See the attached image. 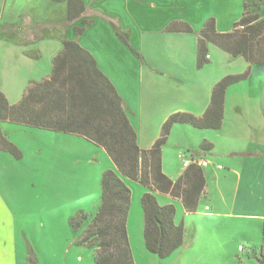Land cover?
<instances>
[{
	"label": "crops",
	"instance_id": "0c3cea01",
	"mask_svg": "<svg viewBox=\"0 0 264 264\" xmlns=\"http://www.w3.org/2000/svg\"><path fill=\"white\" fill-rule=\"evenodd\" d=\"M232 1L234 6L229 10L227 18H222L218 13L219 0H84L87 14L83 20L90 23L88 26L80 20L76 24L68 25L63 37L50 38L44 35L42 39L31 43L0 40V91L6 95L11 104L19 102L31 81H41L50 77L53 58L63 49V41L76 40L95 57L100 70L115 85L123 98L124 109L136 130L140 147L149 149L161 136L162 128L157 139L152 140L149 145L142 143L139 125L146 116L148 117L145 109L147 89H144V85L147 84L148 90H159L162 87L159 79L166 80L174 74L166 69H158L155 65L149 69L145 68L144 62L151 60L144 50V40H152L151 43L165 40L174 51L178 52V55L183 51L190 61L195 59L197 63L198 37L205 22L214 17L219 32H230L234 29L235 23L241 19L245 3L254 0ZM48 2L56 10L58 7L62 10V17L55 19L51 15H43L35 19L36 17L30 13L32 19L45 24L64 23L67 2L54 0ZM22 15L19 22L22 21ZM175 22L181 27L188 24L194 31L191 33L168 31L167 27ZM75 25L85 28L84 32L77 35L74 31ZM124 39L134 46L142 59H139L124 43ZM208 56L209 62L212 63L199 69L208 70L209 75H212L211 79L205 82L204 89L201 88L204 96L203 92H200L201 100L193 95L187 98L191 104L198 102L193 107L167 104L162 113L161 125L163 127L166 120L176 112L203 116L210 105L216 83L226 75L241 74L250 68V75L246 80L231 85L226 91L224 120L220 129L197 128L183 123H176L172 128L173 130L177 125H189L199 130L224 131L231 134L236 143L231 147L230 152L220 156L226 161V167L220 169L218 166H222V163L217 160V162L209 161L208 167L203 168L206 187L196 212H188L180 199L161 193L165 199L162 204H174L176 207L175 222L184 224V243L170 257L164 259L149 252L145 246L142 256L146 255L148 264H260L259 256L264 249V65H250L243 57H234L211 43ZM197 89L199 90L200 87ZM133 115L137 116L136 119ZM7 123L11 122L1 123L2 132L20 149V143L11 135ZM11 124L28 129L51 131ZM237 140L242 143L241 147L237 146ZM204 143L211 144V149L202 151L201 146ZM178 146L181 147V144ZM184 146H187L193 154L205 157L216 150V144L211 139H204L199 144H184ZM164 147L163 171L172 180H177L186 168L180 164L173 166L174 163L171 164V161L167 162L166 167ZM186 156L180 154L179 157L183 160ZM218 156V154L214 155V157ZM3 157L4 152L0 151V163ZM108 166L107 168H114L111 163ZM105 170L107 169L104 168L103 172ZM127 184L131 190L134 189V186ZM156 193L160 192H155V195ZM159 202L161 203L160 200ZM4 208L6 207L0 195V264H19L18 238L13 228L6 226L8 214L3 215L6 214ZM10 220L15 224V217L12 219L10 217ZM142 227L144 229V212ZM129 238L132 248L130 231ZM28 243L30 256L34 261L40 262L41 257L36 255L34 244ZM74 243L83 245L80 237ZM132 252L135 264H144L139 261L133 248ZM81 258L82 256H78L72 264L82 263Z\"/></svg>",
	"mask_w": 264,
	"mask_h": 264
},
{
	"label": "trees",
	"instance_id": "16d2710c",
	"mask_svg": "<svg viewBox=\"0 0 264 264\" xmlns=\"http://www.w3.org/2000/svg\"><path fill=\"white\" fill-rule=\"evenodd\" d=\"M67 2L64 24L73 25L87 14L84 0H54ZM264 0L245 3L241 19L230 32H219L216 19L209 18L199 32L197 68L209 63V44H214L234 57H243L250 65H264ZM23 21V20H22ZM41 30L45 26L37 25ZM10 26L6 30H10ZM85 28L75 26L77 35ZM172 32H193L188 24L178 22L167 27ZM39 39L34 38L33 41ZM26 40L24 42H29ZM124 41L128 44L127 40ZM63 49L53 58L49 78L31 81L21 100L11 104L0 91V125L11 122L29 127L64 132L83 137L106 150L117 171L107 169L102 174V197L97 213L80 236L81 244L94 249L96 264H135L128 230L132 190L123 178L137 181L147 191L141 198L144 212L143 236L146 249L160 258L170 257L184 243V224L175 222L174 204L161 205L155 192L180 199L188 212H196L206 187L203 168L191 165L177 179L163 171L162 150L176 123L197 128L220 129L224 120V103L228 87L246 80L250 68L241 74L224 76L213 88L211 102L203 116L189 112L172 114L162 127L161 136L149 149L138 143L136 130L124 109L123 98L111 80L100 70L95 57L76 40H64ZM139 56L140 54L135 51ZM204 143L202 151L211 149ZM16 159L21 150L2 132L0 151ZM86 213L80 212L70 224L79 230ZM264 264V249L259 256Z\"/></svg>",
	"mask_w": 264,
	"mask_h": 264
},
{
	"label": "rangeland",
	"instance_id": "374dc122",
	"mask_svg": "<svg viewBox=\"0 0 264 264\" xmlns=\"http://www.w3.org/2000/svg\"><path fill=\"white\" fill-rule=\"evenodd\" d=\"M219 6V15L227 18L234 3L232 0H219ZM212 8L210 3V9ZM57 9L48 0H0V40H15L17 43L30 40L25 43H31L34 42V38L39 37L37 40H40L44 35L50 38L63 37L68 25L63 22L59 24L36 22L30 14L32 13L35 19L43 15H51L52 18L59 19L62 17V10L59 7ZM21 15L23 21L19 22ZM37 25L45 26V29L40 31ZM7 26L11 27L10 30H6ZM151 42L152 40H144V50L151 60L144 62L145 68L149 69L155 65L158 69L169 70L174 75L166 80L159 79L162 86L159 90H148L147 84L144 85V89H147L145 109L148 117L146 116L139 125L144 145H149L152 140L160 136L162 113L166 105L193 107L198 102L191 104L187 98L193 95L201 100L200 92H203L205 82L212 77L208 70H199L195 59L190 61L183 51L178 55L167 41ZM124 43L134 52L136 51L129 42L127 44L124 41ZM137 57L142 59V56L137 55ZM211 63H207L204 67ZM133 117L136 119L137 116L133 115ZM7 124L11 129V135L20 143L23 152V157L18 160L9 152L2 150L4 157L0 163V195L6 207L4 208L6 214L3 215L8 214L6 226L12 227L18 238L19 264H72L78 256H82L83 261L79 264H95L94 249L74 242L79 240L88 223L97 213L102 197L103 170L106 168L117 171L114 162L105 149L83 137ZM173 130L164 147L166 167L168 161L174 163L173 166L177 164L183 166L180 154L188 157L193 154L184 144H199L204 139H211L216 144V150L207 154V159L215 162L219 160L222 167H226V161L220 156L230 152L231 147L235 145L236 141L234 143L231 134L224 131L199 130L189 125H177ZM237 143V146L241 147L242 143L240 141ZM180 144L181 147L178 146ZM215 154L219 156L214 157ZM110 163L114 168H107ZM123 179L134 186L128 223L132 248L139 261L148 264L146 255L142 256L145 245L141 198L146 187L129 178ZM156 195L161 201L159 203L164 205L162 204L165 201L162 197L164 195L161 193ZM80 212L86 213L88 219L83 222L79 230H75L70 221L72 218L77 219ZM10 217L11 219L15 217V224L12 223L13 220L9 221ZM28 242L34 244L36 255L41 257L40 262L34 261L30 256ZM68 251H70L69 255Z\"/></svg>",
	"mask_w": 264,
	"mask_h": 264
},
{
	"label": "built area",
	"instance_id": "2783aa9c",
	"mask_svg": "<svg viewBox=\"0 0 264 264\" xmlns=\"http://www.w3.org/2000/svg\"><path fill=\"white\" fill-rule=\"evenodd\" d=\"M209 160L204 155H197L192 154L190 157L186 156L185 159H183V166L184 168H188L191 165H195L200 168H205L208 166ZM219 168H222V166H218ZM243 247H240L242 249Z\"/></svg>",
	"mask_w": 264,
	"mask_h": 264
}]
</instances>
